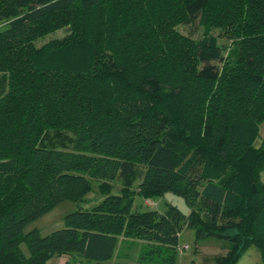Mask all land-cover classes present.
Wrapping results in <instances>:
<instances>
[{"label": "trees", "instance_id": "1", "mask_svg": "<svg viewBox=\"0 0 264 264\" xmlns=\"http://www.w3.org/2000/svg\"><path fill=\"white\" fill-rule=\"evenodd\" d=\"M193 21L199 39L177 29ZM263 121L264 0H0V264H104L119 238L141 242L138 263L176 264L183 226L228 241L213 264L251 246L264 264ZM92 181L98 202L27 230Z\"/></svg>", "mask_w": 264, "mask_h": 264}, {"label": "rangeland", "instance_id": "2", "mask_svg": "<svg viewBox=\"0 0 264 264\" xmlns=\"http://www.w3.org/2000/svg\"><path fill=\"white\" fill-rule=\"evenodd\" d=\"M178 31L183 35L189 36L193 39H199L202 35V28L196 21L191 23L180 25L177 27ZM66 33L64 28L56 30L53 33L46 35L45 37L36 41L37 45H41L47 40L55 37H62ZM213 34H217V31H213ZM218 45L221 47L223 55H226L230 49V41L218 37ZM217 63V62H215ZM264 138V121L259 125V131L257 137L253 141L255 147L259 146ZM261 181H264V172L260 173ZM112 192H118L120 189V182L118 179L112 181ZM92 191L86 195L85 201L80 203L73 200L65 199L54 207H52L47 213L33 221L27 227H36L41 234H47L52 230L61 228L64 225V216L70 212L77 210L78 208H89L102 197L97 193L96 182L92 181ZM133 209L136 211H145L150 209H166V203L163 198L143 199L142 197L135 196ZM178 241L180 250L177 253L176 264H191L194 260L201 264H213V258L216 255L225 254L229 248V243L225 239H218L214 237L196 239L195 232L187 227L180 228L178 233ZM140 241L138 240H122L119 238L117 249L115 254L109 261L104 264H141L138 263V254L140 250ZM66 261H70L71 264H88L86 262H78L71 259L69 255H62L53 257L48 264H63ZM144 264H159V263H144ZM236 264H262L260 254L255 246L249 247L237 261Z\"/></svg>", "mask_w": 264, "mask_h": 264}, {"label": "water", "instance_id": "3", "mask_svg": "<svg viewBox=\"0 0 264 264\" xmlns=\"http://www.w3.org/2000/svg\"><path fill=\"white\" fill-rule=\"evenodd\" d=\"M163 197L183 215H186L188 213L189 208L186 205L185 200L181 196L176 195L172 192H166L164 193Z\"/></svg>", "mask_w": 264, "mask_h": 264}, {"label": "crops", "instance_id": "4", "mask_svg": "<svg viewBox=\"0 0 264 264\" xmlns=\"http://www.w3.org/2000/svg\"><path fill=\"white\" fill-rule=\"evenodd\" d=\"M147 200H149V199H147ZM158 211L162 212L163 210L158 209Z\"/></svg>", "mask_w": 264, "mask_h": 264}]
</instances>
